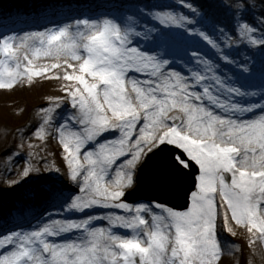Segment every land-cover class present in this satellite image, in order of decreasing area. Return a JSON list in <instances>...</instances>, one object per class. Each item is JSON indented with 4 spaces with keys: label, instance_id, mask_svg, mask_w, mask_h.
Returning <instances> with one entry per match:
<instances>
[{
    "label": "snow or ice",
    "instance_id": "snow-or-ice-1",
    "mask_svg": "<svg viewBox=\"0 0 264 264\" xmlns=\"http://www.w3.org/2000/svg\"><path fill=\"white\" fill-rule=\"evenodd\" d=\"M259 3L264 24V0ZM224 7L236 18L240 37L264 50V32L256 37L243 22L256 4L234 0ZM152 18L164 27L137 31L113 18H77L22 36L0 31V89L61 67L34 70L38 57H66L62 78L74 83L63 88L64 98L40 109L43 123L35 135L43 141L47 129L58 134L62 175L76 190L63 197L62 209L82 214L0 231V264H223L232 253L218 228L235 235L231 222L247 230L254 251L257 242L264 248V69L259 95L242 91L195 50L197 36L217 50L219 45L203 31L189 33L192 21L171 12ZM173 26L187 34L178 35ZM22 49L26 64L18 55ZM180 62L205 70L189 68L191 75H183L172 69ZM243 71L253 74L247 66ZM65 103L73 111L57 125L53 114ZM32 171L39 169L25 167L23 177ZM142 188L154 195L140 199ZM164 196L183 197L184 210L167 206ZM96 208L108 214L87 211ZM96 221L107 223L97 227Z\"/></svg>",
    "mask_w": 264,
    "mask_h": 264
},
{
    "label": "rangeland",
    "instance_id": "rangeland-1",
    "mask_svg": "<svg viewBox=\"0 0 264 264\" xmlns=\"http://www.w3.org/2000/svg\"><path fill=\"white\" fill-rule=\"evenodd\" d=\"M167 1L168 0H132L133 4L128 6V12L130 10L132 12L136 11L137 13L129 15L128 17H131L130 21L132 22L139 21L142 18L154 20L152 18L154 14L163 12H171L174 15H183L188 20L192 21V23L188 26L189 33L193 31H203L214 41L216 36L221 39L219 42L215 41L219 45V50H217L202 38L198 36L194 38L195 50L199 51L203 58L209 61L210 64L214 66L211 59L206 56L205 50L201 47V45H207L209 48L218 52L220 51L221 54H226L227 60L224 59L225 61L233 60L230 57V51H236L238 55L236 64H238L241 69H244L250 61L248 54L251 50L252 52L260 53L259 60L256 62L258 70L252 72V76L261 77V70L264 69V52L260 49L261 46L251 45L240 37L237 31L236 18H234L232 12L228 8L224 7V5L233 4L234 0H207L209 5L214 6L224 16V25L216 23L214 24V27L211 26L213 25V21L201 23L202 20H207L198 9L195 8V13L192 11L190 15H185L183 11L175 10L171 6H168ZM169 1H175L180 4H192V2H188L187 0H183V2L179 0ZM113 2L115 4L118 0H114ZM248 2H254L256 4V8L244 13L243 22L253 26L256 29L254 35L259 37L261 33L264 32V24L259 22L261 10L260 3L259 0H248ZM103 4L110 6L111 1L107 2V0H105V2H103L102 0H92V2H87V0H81L80 2L74 1L71 3L67 0V5L71 7L72 11H75L73 12L75 14L79 9H87L91 5L103 7ZM144 5H146V7L147 5H150V9L143 8L142 6ZM160 5H166V8H155V6ZM68 8H66L63 12L68 13L70 11ZM48 13L49 11L46 9L45 18H47L52 12H50L49 15ZM77 14L80 15V13ZM82 16H84L83 13ZM11 18L13 19L16 17H10L8 20ZM155 21L159 23L158 20ZM255 22H257L259 26H256ZM208 23H210L209 27ZM226 25L231 26L232 30L226 31ZM220 29H224V34H221ZM172 31L178 35L184 33V29L176 28L175 26L172 27ZM7 34H9V32ZM18 55L22 63L26 64L27 61L23 60L24 51L21 50ZM29 56L31 58L30 53ZM65 59L66 57L64 56H61L59 60H57L54 56L38 57L33 61L34 70L49 66L53 63H59L61 67L52 69L43 76L33 77L31 81H28L26 78L18 80V82L11 89H0L1 220L5 219L6 215L9 214L6 212V208L16 209L15 211H17V215H20V209H29L35 205L36 200L41 197L46 198L44 193L62 192L63 196L57 195L53 200L56 204L50 207L52 211L40 217L44 218L45 222H47V217L49 216L56 219L53 217V214L60 213V210L62 209V203L59 205V202L63 201L64 195L68 193L73 194V190L75 189V186L62 175L63 170L66 169V164H64L62 160L64 155L62 147L59 145L58 139L54 138L57 134H55L52 129H47L45 139L43 141L35 135L36 130L43 123L44 114L40 111V109L42 107L50 106L52 99L56 97L64 98L66 93L63 91V88L74 83L64 81L62 78L66 68L64 63ZM69 62L74 65L76 64L75 61ZM193 66H197L196 71L203 72L205 70L203 64L197 65L195 63ZM67 71L71 73L73 69L68 68ZM57 76L60 78L57 79ZM229 82L232 84L234 83L232 78ZM248 91L257 92L259 95L260 85H257ZM62 107L67 111V108L64 105ZM64 109H58L57 112L65 111ZM70 114L71 113L69 111L68 114L64 113L59 116L54 113L55 123L58 125L59 123L65 122V118ZM69 124L71 126V122H69ZM76 127L78 128L79 126ZM29 145H32L33 147L29 148ZM25 167L39 169V171H32L30 176L25 178L22 175ZM57 167L61 168V173H57L55 171V168ZM12 180H17L19 182L18 185L9 187V182ZM64 184L67 186L59 189V187ZM69 186L72 187L69 188ZM51 199L52 197L48 200ZM1 212H5L4 215H2ZM10 216L13 217L12 214H10ZM231 226L233 227L235 235L224 231L222 228H218V238L221 244L232 253H226L223 259V264H250V262L251 264H264V255L260 254L261 252H264V248L261 247L259 242H257L254 251L252 247H249L248 240L250 234L247 230L235 225L234 222H231ZM236 247H239L241 251H236Z\"/></svg>",
    "mask_w": 264,
    "mask_h": 264
},
{
    "label": "bare ground",
    "instance_id": "bare-ground-1",
    "mask_svg": "<svg viewBox=\"0 0 264 264\" xmlns=\"http://www.w3.org/2000/svg\"><path fill=\"white\" fill-rule=\"evenodd\" d=\"M73 2L74 1H76V2H80L81 0H72ZM101 1V0H100ZM37 4H38V6H41V7H44V8H46L48 5H50V4H58L59 5V3H62L63 2V0H36L35 1ZM38 2H40V3H38ZM87 2H92V0H87ZM93 10H96V9H98V8H100L99 6H96V5H91L90 6ZM35 13H36V15H35V17H34V21H38L39 19H41V17H42V14H41V12H38V11H35ZM21 31L19 32V31H16V33H11V35L12 34H16V35H20V36H22L25 32H33V31H25L26 29H23V28H21L20 29ZM29 30V29H28ZM48 178H50V177H48ZM52 179V178H51ZM44 202H46V201H44ZM33 214H34V216H36L37 215V213L36 212H33Z\"/></svg>",
    "mask_w": 264,
    "mask_h": 264
}]
</instances>
